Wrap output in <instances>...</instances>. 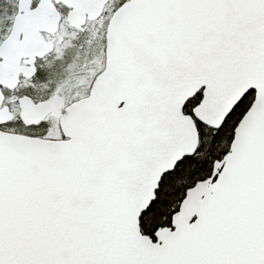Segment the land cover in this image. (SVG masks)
I'll return each mask as SVG.
<instances>
[{"label": "snow or ice", "instance_id": "6c2138e0", "mask_svg": "<svg viewBox=\"0 0 264 264\" xmlns=\"http://www.w3.org/2000/svg\"><path fill=\"white\" fill-rule=\"evenodd\" d=\"M0 264H264V0H0Z\"/></svg>", "mask_w": 264, "mask_h": 264}]
</instances>
